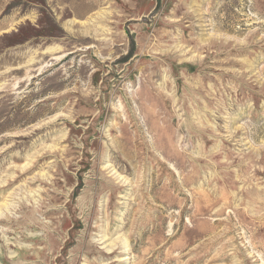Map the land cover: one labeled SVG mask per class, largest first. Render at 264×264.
<instances>
[{"label":"rangeland","instance_id":"1","mask_svg":"<svg viewBox=\"0 0 264 264\" xmlns=\"http://www.w3.org/2000/svg\"><path fill=\"white\" fill-rule=\"evenodd\" d=\"M0 264H264V0H0Z\"/></svg>","mask_w":264,"mask_h":264},{"label":"bare ground","instance_id":"2","mask_svg":"<svg viewBox=\"0 0 264 264\" xmlns=\"http://www.w3.org/2000/svg\"><path fill=\"white\" fill-rule=\"evenodd\" d=\"M102 16V15H101ZM113 172V171H112ZM115 174V173H114ZM4 184V183H3ZM12 196V195H11ZM9 203V202H8ZM5 205V204H4ZM12 206V205H11ZM10 206V207H11ZM2 214V213H1ZM17 244V243H16ZM110 248H109V250H113L114 249V247H116V245L114 244V242L113 243H110V246H109Z\"/></svg>","mask_w":264,"mask_h":264}]
</instances>
